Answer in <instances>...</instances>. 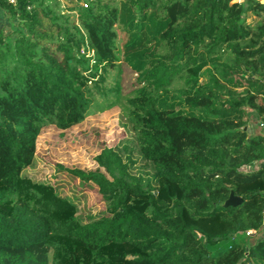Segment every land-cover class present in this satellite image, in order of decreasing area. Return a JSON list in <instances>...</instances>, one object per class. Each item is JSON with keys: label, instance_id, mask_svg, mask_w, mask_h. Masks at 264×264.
I'll list each match as a JSON object with an SVG mask.
<instances>
[{"label": "trees", "instance_id": "obj_1", "mask_svg": "<svg viewBox=\"0 0 264 264\" xmlns=\"http://www.w3.org/2000/svg\"><path fill=\"white\" fill-rule=\"evenodd\" d=\"M57 1L0 0L16 25L0 34V264H264V0H80L75 19ZM119 61L141 87L125 137L96 170L67 169L106 201L84 221L24 172Z\"/></svg>", "mask_w": 264, "mask_h": 264}, {"label": "rangeland", "instance_id": "obj_2", "mask_svg": "<svg viewBox=\"0 0 264 264\" xmlns=\"http://www.w3.org/2000/svg\"><path fill=\"white\" fill-rule=\"evenodd\" d=\"M76 3L84 7L87 2L58 0L57 11L65 15L71 14L75 19L76 14L71 13L70 9ZM14 27L15 23L0 12V34L9 36ZM124 41V34L119 33L120 49ZM226 57L224 56L221 62L227 61ZM9 59L4 63L8 69H12L13 58ZM207 79V74L203 73L201 81L205 82ZM105 87L106 94L96 96L95 104L79 125L66 131L56 127H48L42 131L37 140L34 166L24 172V175L34 182L52 185L61 197L75 204L78 216L84 221H88V218L102 217L105 214L106 201L95 185L84 184L70 175L67 169L90 171L98 168L95 157L102 149L115 147L125 137V130L119 119L126 110V100L133 97L141 88L136 82V75L122 61L109 70ZM177 87L180 88L181 85L177 84ZM114 90L119 91V97ZM248 112L250 114L247 131L250 135L259 134L260 121L250 111Z\"/></svg>", "mask_w": 264, "mask_h": 264}, {"label": "water", "instance_id": "obj_3", "mask_svg": "<svg viewBox=\"0 0 264 264\" xmlns=\"http://www.w3.org/2000/svg\"><path fill=\"white\" fill-rule=\"evenodd\" d=\"M242 203V199L235 197L232 193L229 199L225 202L224 207H232L237 206L238 204Z\"/></svg>", "mask_w": 264, "mask_h": 264}, {"label": "built area", "instance_id": "obj_4", "mask_svg": "<svg viewBox=\"0 0 264 264\" xmlns=\"http://www.w3.org/2000/svg\"><path fill=\"white\" fill-rule=\"evenodd\" d=\"M10 4H16L18 0H7Z\"/></svg>", "mask_w": 264, "mask_h": 264}]
</instances>
